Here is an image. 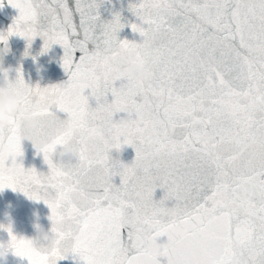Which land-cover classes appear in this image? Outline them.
<instances>
[{
	"label": "snow or ice",
	"instance_id": "snow-or-ice-1",
	"mask_svg": "<svg viewBox=\"0 0 264 264\" xmlns=\"http://www.w3.org/2000/svg\"><path fill=\"white\" fill-rule=\"evenodd\" d=\"M100 2L8 0L18 16L0 43L39 35L42 51L64 50L67 80L26 85V104L66 114L79 147L69 163L44 155L47 174L0 158V190L42 200L68 242L41 252L9 226L8 247L28 264L69 252L83 264H264V0H135L139 22L129 26L139 43L117 39L124 24L119 14L101 20ZM130 46L150 82L115 74ZM138 110L148 118L136 119ZM125 145L135 152L128 164L110 155Z\"/></svg>",
	"mask_w": 264,
	"mask_h": 264
},
{
	"label": "water",
	"instance_id": "water-1",
	"mask_svg": "<svg viewBox=\"0 0 264 264\" xmlns=\"http://www.w3.org/2000/svg\"><path fill=\"white\" fill-rule=\"evenodd\" d=\"M134 2L135 0H101L98 11L103 21L111 20L115 14H119L124 27L117 32V39L139 43L142 38L129 26L139 22L129 10L130 3ZM17 16L18 10L13 8L8 0H0V33L6 34ZM43 45L44 40L39 35L35 36L30 44L18 35L8 36L6 44L0 43V48L4 49L3 66L10 65L14 70L10 73V78L15 77L19 72L27 85L30 87L39 85L41 88L65 82L67 74L61 66L64 50L60 45L53 44L47 51H42ZM57 115L61 119H66L64 113H57ZM123 116V113H117L114 119ZM22 153V156L17 158V162L21 163L26 170L34 168L38 173L47 174L48 166L44 163L42 154L36 151L31 142H24ZM110 155L128 164L134 159L135 152L131 146L125 145L119 152L112 150ZM114 182L118 183L119 178H114ZM162 194V190L157 188L154 192V199L159 200ZM50 214V209L42 200H31L19 190L3 188L0 190V225L4 227L0 228V244L7 243L9 240L8 232L5 230L9 226L13 235L25 239L34 235L33 224L35 222L43 225L45 230L49 229ZM165 241L166 237L158 240L159 243ZM0 264H28V261L26 258L16 256L9 249L5 257L0 258ZM56 264H83V262L78 256L69 252L65 258L58 259Z\"/></svg>",
	"mask_w": 264,
	"mask_h": 264
},
{
	"label": "clouds",
	"instance_id": "clouds-1",
	"mask_svg": "<svg viewBox=\"0 0 264 264\" xmlns=\"http://www.w3.org/2000/svg\"><path fill=\"white\" fill-rule=\"evenodd\" d=\"M4 49L0 48V129H6L9 122L16 118L15 133L11 138H0V158L7 162L17 161L18 153L22 152L23 144L29 141L42 156L47 155L57 164L73 161L79 152L78 145L73 141L77 129L67 119H61L55 113L41 114L26 104L29 94L27 84L21 83L18 73L10 78L14 70L9 65L3 66ZM115 74L124 79L126 84L138 85L150 82L153 72L141 58L138 47L130 46L123 49L113 65ZM136 119H146L144 110L135 112ZM67 138L62 144L60 138ZM57 231H54L53 228ZM34 235L27 239L35 250L45 252L52 248L65 249L66 240L60 239L57 232L66 225L51 221L49 229L45 230L39 222L33 224ZM140 236L143 233H139ZM0 246V258H4L10 249L7 243Z\"/></svg>",
	"mask_w": 264,
	"mask_h": 264
}]
</instances>
